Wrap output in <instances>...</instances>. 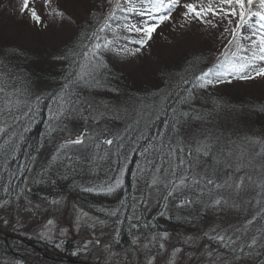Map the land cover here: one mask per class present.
<instances>
[{
  "label": "trees",
  "instance_id": "1",
  "mask_svg": "<svg viewBox=\"0 0 264 264\" xmlns=\"http://www.w3.org/2000/svg\"><path fill=\"white\" fill-rule=\"evenodd\" d=\"M197 1L199 0H194L192 3ZM204 1L208 2V0ZM108 6L103 13H92L81 23L74 24L75 30L71 31L68 40L61 45V49L57 50L58 52L50 55L54 63L53 67L50 66L44 70L39 66L35 67L34 64H40L37 63L39 57L28 55L27 51L18 45L12 48L5 44L1 49L2 51L0 50V72L7 73L11 82V87L8 90L19 88L20 92L16 93L14 98L27 101L17 114L29 113L28 116H23L15 125H12L8 130L9 145L0 149V209L6 207L11 209L10 207L13 205L24 204L28 199L32 200L36 197L34 190H31V194L27 197L22 187L25 172L32 157L39 151L42 141L51 140L52 133L57 135L64 131L68 126L71 114L76 118L78 113H82L80 115L82 125L80 126L91 131L87 138L90 141L92 152L90 159L86 158L90 163L86 164L81 158L73 159L68 167L65 166L67 168L60 170V173L57 170L56 172H49L46 176L49 179L48 184L45 186L43 184L44 193L47 192L46 196L48 197L53 194L77 195L78 192L88 193L83 189L89 187L96 189L92 193H106L100 191L101 188H106L109 185L106 183V179L112 173L123 169L120 179L122 183L116 193L114 192L110 199L101 198L104 203L110 202L112 204L109 210L107 209L108 213L116 211L117 215L110 216L108 213L106 215L102 212L103 210H99V213L101 212L103 218L108 222L110 233L115 236L114 244L120 251L113 264H148L149 259H153L162 253L159 245L157 243L154 245V242L161 238L163 233H170V236L167 237L171 238L167 239H174L175 243L171 246L168 244V246L173 251L180 249L178 252L174 251L180 254L184 245L178 244V235L185 236L182 243L187 239L189 242L185 233L188 230V232L193 231L196 221L195 217L189 219L186 216L183 218L177 216V219L173 215V211L170 212L169 217L158 214L149 219L143 215L136 219V216L132 214L131 206L134 200L135 184L141 181L146 182L149 179L148 176L138 177L134 175L139 167H147L145 155L141 154L143 148L147 147L150 142L157 147L163 142L165 145L171 144L173 147L179 148L176 145L177 141L183 143L186 139L192 138V152L187 150V147L191 145L185 144V148H183V157L187 163V168L182 170V165L180 166L177 180L180 176H184L182 174L184 171L190 175L188 162L195 159L194 155H197L196 158L203 159V162L205 160L208 166H212L213 157L220 158L217 157V145L225 136L227 140H236L238 143L242 142L243 139L256 140L259 151H262L264 148V100L253 99L248 96L225 98L220 97L219 94L213 95L215 98H212L211 95L215 94L212 90H209L208 93L204 92L201 96H195L193 93L196 86L195 77L212 66L211 62H206L208 56L201 51L181 55L172 63L159 66L152 74L153 77L149 83H139L137 86L122 72L117 71L103 56V62L106 66L101 69L102 86L90 90L76 89L81 101L77 107L81 110L66 113L59 120H52L49 111L50 106L53 111L56 110L57 102L54 98L58 97L63 84L67 83L70 77H73L80 60L79 54L86 51L90 44L97 42L92 37V33L104 23L105 17L112 8V5ZM108 22H113V19ZM91 24L92 27H90ZM233 26L235 27L234 24ZM107 34L108 28L104 32H97L101 40ZM12 77L17 79L12 81ZM36 78H38V83L44 79L47 86L45 88L39 86L37 90L32 88L33 83H36ZM185 80L188 81L187 84L184 83ZM72 99L75 100L76 97L73 96ZM154 101L155 103H153ZM107 106H112L113 111L118 115L117 120L112 119L105 122V125H102L104 127L97 128L96 126V130L92 132L90 119H88L91 112L97 107L106 108ZM0 107H3L2 99H0ZM84 111L86 113H83ZM183 112H188L189 115L183 117L181 115ZM165 121L168 123L165 124ZM177 121H180V124L174 130L172 125L176 124ZM9 123L11 122L9 121ZM114 124L117 125V130L112 132L111 127H114ZM53 129L55 130L53 131ZM12 132H15V135H11ZM141 136L144 138L141 139ZM209 136L211 139L208 142L217 140V143H215L210 155L205 157L202 153H197L195 147H198L200 142ZM117 137L119 139H116ZM154 137H158V139H153ZM8 138V136L0 133V144ZM106 139H113L114 143L108 146L103 143ZM96 145L99 147L97 148ZM224 148L228 149V146L225 145ZM189 151L191 156L188 155ZM212 154L213 156H211ZM101 155L106 158L105 162H99ZM219 155L221 158L227 156L226 152L221 153V151ZM164 156L165 159H168L167 149H165ZM159 157L160 154L156 153L155 150L147 156L148 159L154 160L156 163H160ZM217 161L221 162L222 165V159H219L215 161L216 167ZM173 163H178V161L173 159ZM164 167H168V165L165 164ZM218 168H215L217 169L216 175ZM185 178L188 183H192V177ZM203 184V186L196 184L198 187L195 191L193 186L191 188L194 196L198 195L200 200L205 199L204 189L209 187L205 181ZM201 189H203L202 193ZM211 192L210 190V194ZM104 203L98 201L96 203L97 209L105 208L107 204ZM175 203H178V199H175ZM195 203L192 204L195 205ZM201 215H199V219H202L203 215ZM1 217L3 216L0 215V230L11 237L0 238V257L14 260L15 264H68L66 262H52L46 258L37 261V257L30 254L33 253L34 249L17 238L21 237L26 242L40 248L46 256L65 255L74 259H83L93 264H101L98 261H93L88 251L82 252V249H76L73 243L68 240L41 239L39 241L32 239L24 230H15L6 225L3 227L4 222ZM109 217L111 219H108ZM241 217L242 214L236 218L238 224L241 222ZM133 224L138 225V227L133 228ZM236 235L234 234L231 240ZM154 236L155 239H153ZM140 237L149 240L152 238V244L147 243V247H144L145 242L134 244L133 238ZM212 237L216 236L202 238V241L206 242L210 248L218 249L222 254H227L229 258L240 256L233 253V244L229 245V249L222 246V243L228 242L227 239L230 235L225 237L223 242L212 239ZM133 244L135 248L132 247ZM10 251L24 259L11 255ZM196 254V252L187 253L186 256L184 255V260L182 258L180 262L182 264H209L208 258L205 261L198 260L196 262L194 259ZM205 256H198L197 259ZM179 258L181 259V257ZM30 260L32 261L30 262Z\"/></svg>",
  "mask_w": 264,
  "mask_h": 264
},
{
  "label": "rangeland",
  "instance_id": "2",
  "mask_svg": "<svg viewBox=\"0 0 264 264\" xmlns=\"http://www.w3.org/2000/svg\"><path fill=\"white\" fill-rule=\"evenodd\" d=\"M132 2L137 7H147V5H142V0H132ZM183 2L190 3V0H180L181 5L184 4ZM113 3H115V0H113ZM120 3L122 6H127L124 4V0H120ZM196 3L206 2L199 0ZM22 4L20 0H0V50L5 44L12 48L18 45L26 50L28 55L39 57L37 63L40 64H34V66H39L42 70L54 66L50 55L52 56L53 53L58 52L57 50L61 49V45L68 40L71 31L75 30L73 28L74 24L81 23L90 17L92 13H103L109 7L108 5H112L109 4V0H49L47 4L45 0H41V2L40 0H28V10L21 12ZM32 9L38 15L39 22L32 18ZM175 10L177 12L171 16L170 20H167L164 24H159L152 33L151 39L145 44V47H141L135 42L129 43V39L135 41L143 38L142 34L129 33L123 28L126 23L142 26L145 17H141L136 13L121 12L122 17H119L110 26V36L104 39L116 40L113 47L122 48L126 46L129 51L117 54L113 51L101 49L102 56H105L117 71L122 72L124 76H127L137 86L139 83H149L152 80V74L159 66L170 64L181 55L201 51L208 56L206 62H211L212 66H214L224 59L221 53L227 51L229 56H231L233 52L237 51L236 45L225 47L228 41L232 39V35L230 31L225 32L224 29L226 27L230 29L234 27L228 25L227 20H219L217 18L215 22L218 26L210 27L199 21L186 20L182 15L183 7L175 8L172 12ZM92 26L91 24L90 27ZM112 29L116 31L113 32ZM238 31L240 33L238 39L242 48L237 53V58L250 55V41L244 40L242 37L251 36L252 30L245 28ZM138 47L140 48L139 52L134 55L129 54V52H134ZM256 64L264 66V62L261 61H257ZM220 79L222 81L220 83H215L214 79L213 85L215 87L213 92L215 94L211 95L212 98L219 94L220 97L223 96L225 98L248 96L253 99L264 100V76H255L244 81H237L235 76L230 74L227 77L222 76ZM35 81L36 83H33L34 85L32 86L35 90L39 89V86L43 88L47 86L44 79L39 83L38 78ZM203 93L204 91L198 90L195 96H201ZM113 110L112 106H107L106 108L97 107L91 112V116L88 119H90L92 132L96 130V126L97 128L104 127L102 125H105V122L112 119L117 120L118 115ZM83 113H86V111ZM81 114L78 113L76 118L71 114L68 126L64 131L58 133L59 135H53L52 133L51 140L42 141L39 151L34 154L31 163L26 169L22 186L27 197L31 194V190H34V196L36 197L32 200L28 199L24 204L13 205L10 207L11 209H7L9 207L1 208L0 215L3 216L1 220L4 222L2 226L5 227L6 225L15 230H24L34 240H68L73 243L76 249L80 248L84 252L87 250L93 261H98L101 264H113L120 251L114 244L115 236L110 233L108 222L103 218L101 212L99 213V210H103L102 212L107 215L112 204L110 202L104 203L101 198L110 199L114 192L111 194H96L92 192H83L86 193L83 194L78 192L77 195L53 194L48 197L46 196L47 192L44 193L43 190V184L44 186L48 184L47 181L49 179L46 176L49 172H56L57 170L60 173V170L67 168L73 159L77 160L76 157L84 159L86 164L90 163L88 159H90L92 147H90L88 138L85 139L82 146L61 147L67 140L76 139L82 133L86 134V137L87 135L90 136L91 131L80 126L82 125ZM222 122L226 123L225 121ZM111 128L114 130L111 131L115 132L117 125L114 124V127ZM108 130L110 131V129ZM229 141L233 142L230 145L232 155L221 158L219 155L220 149L225 145L229 148ZM185 144L192 146L187 147V150L191 151L193 148L192 138L186 139L183 143L181 141L176 143L179 148H185ZM217 150V157L219 156L220 158L213 157L212 166H208L205 160L203 162V159L196 158L197 155H194L195 159L192 162H188L190 175H188V172H182L185 177L201 180L199 183L201 186L204 185V181L208 178L214 179L216 183L223 185L221 188H216L214 185H209V187L205 188L204 200H200L198 195L194 196V192L191 189H186L184 195L187 197L189 195V198L196 202L195 205L191 204L178 208L175 206V199L165 200L167 189L161 186L160 191L157 193L155 189L147 187L150 176H148L149 179L146 182L141 181L135 184L134 200L131 206L134 216L143 215L149 219L163 213L161 215L169 217L170 212L173 211V215L176 217L181 216L183 218L186 216L189 219L195 217L196 221L193 231L188 232V230L185 233L191 243L188 242V239L182 243L185 236L178 235V244L184 245L180 254L170 249V246L175 243L174 239L168 240L167 238L171 237L165 238L164 236L161 238L156 237L158 240H155L154 245L155 243L158 245L163 243L165 247L161 249L162 253L160 255L151 259L152 264H182L180 261L182 258L184 260V255L192 252L197 253L194 257L196 262L198 260L205 261L207 260L206 256L197 259L198 256H204L206 252L212 250H216L221 254L222 252L218 249L210 248L206 242L202 241V238L218 235L229 237L230 235L227 239L229 240L234 237V234L237 235L232 239L236 241V244L232 245V248L236 249L233 253H237L241 258L234 260V257L229 258L227 254H222L224 259L218 260L216 264H224V260L227 261V264H264V247H261V245H264V189L260 187L261 184H264V148L259 151L256 140L243 139L242 142L238 143L236 140H227L225 136L218 143ZM242 150L244 151L242 162L246 166L239 173L230 175V173H233L236 164L240 163L237 157ZM257 153H260V155H257ZM65 156H71L73 159L71 161L66 158L57 159V157L63 158ZM105 159L104 156H99V162H105ZM219 159H222V165L221 162L217 163L219 168L216 175L217 169L215 168L217 167L215 161ZM226 163L231 164L232 168H226ZM189 164L192 167H189ZM185 168H187V163L182 165V170ZM122 171L123 169L112 173L106 179V183L109 185L114 183ZM241 176H244L245 180L241 188L237 189L235 185ZM248 177L251 179H248ZM169 179H172L170 175L165 177L166 181ZM192 186L194 191L198 187L196 184ZM210 190L212 191L211 194ZM142 193L147 195V203L143 202ZM149 193L150 195H148ZM217 199L223 200L224 203L215 205L213 202ZM53 201L57 202L53 203ZM98 201L105 205L107 204L106 207L97 209L96 203ZM83 213H87V216H83ZM241 214V222L238 224L236 218ZM199 215L202 216V219H199ZM254 216L256 219L250 225H247L246 222L252 220ZM78 217H80L79 220ZM108 219H111V217ZM49 221H51L50 224ZM100 221L104 223H100ZM259 233L261 234L259 235ZM256 235L259 236L256 237ZM167 236H170V233H167ZM0 237L2 236L0 235ZM253 237L257 239L255 249L261 254L248 257L244 255V252L250 250L248 245L251 244ZM96 240H99L100 243H95ZM140 242L152 244V238L150 240L142 239L141 237L137 238V243L135 244ZM33 247L38 248L34 245ZM132 247H134V244ZM30 254L36 256L37 261L43 259L41 256H46L41 250L40 252L34 250ZM49 257L57 260L62 259L55 255ZM0 264H15V261L0 257Z\"/></svg>",
  "mask_w": 264,
  "mask_h": 264
},
{
  "label": "snow or ice",
  "instance_id": "3",
  "mask_svg": "<svg viewBox=\"0 0 264 264\" xmlns=\"http://www.w3.org/2000/svg\"><path fill=\"white\" fill-rule=\"evenodd\" d=\"M49 0H45L47 4ZM109 4H112V8L109 11L108 15L104 19V23L92 33V37L95 38L97 42L90 44L87 47V50L80 55V60L77 63L76 71L74 72L73 77H70L68 82L63 84L61 87L60 93L58 97H55L57 102V108L55 111L52 110L50 106V113L52 120H59L66 113H70L72 111L81 110L77 106L81 103L79 99V94L76 92V89H94L102 86L101 84V69L106 65L103 62V56L101 53V49L104 51H113L119 54L120 52H128L126 46L122 48L113 47L116 43V40H108L104 39L101 42L100 37L97 35V32H104L106 28H109L110 25L108 21L115 16L117 10L127 13H136L141 17H145L142 26H138L137 24H124L123 28L129 33H137L142 34L143 38L132 41L129 39V43L135 42L143 47L148 40L151 39L152 33L156 30L160 23L170 20L172 10L177 7H183L184 11L182 13L183 17L186 20H195L199 21L202 24H205L210 27H217L218 24L215 22L217 18L219 20H227L228 25H235L233 28L226 27L224 29L225 32H231L232 39L228 41V44L225 45L226 48L231 45H236V52H233L231 56L227 51L221 53L224 57L223 60L219 61L218 64L214 65L211 68H208L206 71L202 72L199 76L195 77L196 86L200 88H205L209 85H213L215 78V83H220L221 77H227L228 75H233L239 79H251L255 76H264V66H258L256 64L257 61L264 62V0H208L207 3H184L180 4V0H142V5H147V7H137L132 0H124V4L127 5L122 6L120 0H115L113 4V0H109ZM21 12L28 10V0H23V4L21 7ZM31 15L34 20L39 22V17L36 14L35 10H31ZM62 15V14H61ZM211 17V18H209ZM235 18V19H234ZM119 27V26H118ZM251 29V36L242 37L244 40L250 41V55L248 56H239L237 58V53L241 50L242 45L239 42V31L242 29ZM115 32V29H112ZM254 37V38H253ZM118 39V38H117ZM140 48H136L134 52H129V54L134 55L136 52H139ZM16 77H12V81L16 80ZM202 81V83H200ZM185 84L188 83L187 80L184 81ZM11 87V82L9 81L8 74L5 72H0V99L3 101V107H0V133H3L5 136H8V139H5L2 144H0V149L5 148L6 145H9L10 136L8 130L15 125L17 121L21 120L23 116H28V112H23L18 115L17 112L20 111L21 107L27 103V101H21L19 98H14L15 94L20 92L19 88H12L10 91L8 90ZM68 90V91H66ZM191 91V90H189ZM75 96L76 99L73 100L72 97ZM155 103V101L153 102ZM91 107V105H89ZM183 117H187L189 115L188 112L181 113ZM200 118V117H197ZM9 121L11 123H9ZM168 122L165 121V124ZM180 124V121H177L176 124H173L172 127L175 130ZM55 129H53L54 131ZM27 131V129H25ZM11 135H15V132H12ZM163 135V133H161ZM86 134H81L76 139H69L64 144L61 145L62 148L69 146H82L84 145ZM141 139L144 137L141 136ZM116 139H119L117 137ZM153 139H158V137H154ZM211 137H206L204 141H201L199 146L196 148L197 153H202L203 156L207 157L210 155L215 143L217 140H211L208 142ZM104 144L111 146L114 143L113 139H106L103 141ZM232 141H229V148L225 149L223 146L221 147V153H225L227 156L232 155V150L230 145ZM98 148L99 145H96ZM123 147V145H121ZM165 149H167V157L165 159L164 153ZM155 150L156 153L160 154V163H156L154 160L148 159L147 156ZM142 155H145V163L147 167H139L138 171L134 173V175L140 176H150V179L147 182V187L149 189H155L157 193L160 191L161 186L167 189L166 195L164 197L165 200L169 198L178 199V203L175 205L176 207H184L191 205L194 203L192 199L184 195L186 189H191L193 184H199L201 180L194 179L192 183H188L185 176H180L177 180V174L181 165L185 164V159L183 157V148L173 147L171 144H163L161 142L160 146L157 147L153 143H148L147 147H144L142 150ZM191 156V152L188 154ZM260 155V153H257ZM244 156V151L242 150L237 159L240 163H237L233 173H239L242 168L246 165L242 162ZM68 159L71 161L73 157L65 156L63 158L57 157V159ZM79 159V157H76ZM96 159V157H93ZM173 159L178 161V163H173ZM219 162V161H217ZM167 164L168 167H164ZM226 168L231 169L232 165L226 163ZM189 167H192L189 164ZM170 175L172 179L165 180V177ZM204 179V178H202ZM248 179H251L248 177ZM245 180L244 176H241L239 181L236 183V188L240 189L243 182ZM175 181V182H174ZM207 185H214L216 188H221L223 185L218 184L214 181V179H206ZM122 181L120 178H117L114 183L107 186L106 188H101L100 191H104L106 193L111 194L115 192L120 186ZM260 187L264 189V184H261ZM84 191L93 192L96 191L95 188L89 187L83 189ZM203 189H201V193ZM150 195V193L148 194ZM143 202L147 203V195L142 193ZM57 201H53L56 203ZM215 205H220L224 203L223 200L217 199L213 202ZM259 203V201H258ZM135 207V206H134ZM163 214V213H161ZM83 216H87V213H83ZM108 215L116 216L117 212L112 211L109 212ZM259 215V214H258ZM80 217H78V220ZM139 219V217H136ZM256 217L254 216L252 220H248L246 222L247 225H250ZM51 221H49V224ZM100 223H104L100 221ZM94 226V225H93ZM133 228L138 227V225L133 224ZM165 238L167 237V233L162 234ZM155 239V236L153 237ZM212 239L219 240L221 242L225 241V237L222 235H218L216 237H212ZM95 243L99 244L100 241L96 240ZM133 243H137V239L133 238ZM235 244V241L231 239L228 240L227 243H222V246L228 248L229 245ZM257 245L256 237L252 238L251 244L248 245L250 249L247 252H244L245 256L252 257L258 256L261 253L257 252L255 246ZM148 245H144L147 247ZM159 247L163 249L165 245L163 243L159 244ZM264 247V245H261ZM174 251L178 252L180 249H175ZM232 251L235 252L236 249L232 248ZM115 255V254H110ZM206 257L208 258L209 264H216V261L223 260V256L216 250L206 252ZM240 256H234V259L239 260ZM148 264H152V260L149 259ZM224 264H227V261L224 260Z\"/></svg>",
  "mask_w": 264,
  "mask_h": 264
},
{
  "label": "water",
  "instance_id": "4",
  "mask_svg": "<svg viewBox=\"0 0 264 264\" xmlns=\"http://www.w3.org/2000/svg\"><path fill=\"white\" fill-rule=\"evenodd\" d=\"M0 235H2L5 238L9 237V235L1 234V232H0ZM22 241L25 242L28 246H31L28 242H26L24 240H22ZM60 261H65V262L70 263V264H90V263L82 261V260H75V259H70V258H62Z\"/></svg>",
  "mask_w": 264,
  "mask_h": 264
}]
</instances>
